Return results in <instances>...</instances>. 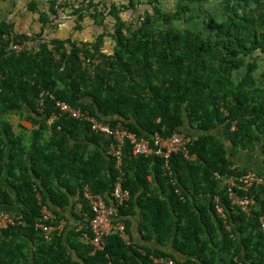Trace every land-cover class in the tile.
<instances>
[{
  "label": "trees",
  "instance_id": "16d2710c",
  "mask_svg": "<svg viewBox=\"0 0 264 264\" xmlns=\"http://www.w3.org/2000/svg\"><path fill=\"white\" fill-rule=\"evenodd\" d=\"M58 2L29 6L39 28L0 23V179L15 190L0 186V206L19 203L13 215L26 223L0 230V264H264V188L251 191L257 205L243 213L216 177L233 174L232 158L264 142V0H66L64 20L44 36ZM68 25L72 33L62 34ZM58 101L140 138L195 130L188 149L196 159L174 154L167 169L127 143L119 170L108 155L113 138L88 119L64 114L48 124ZM12 115L33 125L29 136L12 130ZM119 177L130 192L120 209L127 233L139 216L144 240L156 237L160 247L111 235L93 255L85 188L109 203ZM73 199L80 226L49 236L37 228L43 207L58 224Z\"/></svg>",
  "mask_w": 264,
  "mask_h": 264
},
{
  "label": "built area",
  "instance_id": "2783aa9c",
  "mask_svg": "<svg viewBox=\"0 0 264 264\" xmlns=\"http://www.w3.org/2000/svg\"><path fill=\"white\" fill-rule=\"evenodd\" d=\"M65 2L66 0H59V18L49 27L47 30L48 33L55 30V25L60 24L64 20V8L61 7ZM46 34L47 33H45L44 36ZM38 42H40V40H38ZM32 45H34L33 40L25 41L22 45H14L13 49L17 52H21L24 48ZM56 108H59L60 114H54L49 119L48 123L50 125L56 122L64 114H69L76 120L88 119V121L91 122V129L93 132L114 137L117 146H114L113 144L110 146L109 155L116 159V167L119 170L123 162V148L127 143L131 145L132 153L135 157L148 158L154 156L164 159L166 163H168V160L173 154L183 153L187 158L192 159V157L189 156L187 148L192 142V138L183 133L177 132L169 137H163L157 134L151 139L140 138L125 128L118 127L113 129L109 123L100 122L95 117L89 116L88 113H83L81 110L73 108L68 103L58 101ZM231 171L233 174L230 176L221 177L217 173L216 177L223 182V185L228 187V198L232 206L241 209L244 213H250L257 205L254 195H251V191L255 188H264V176L253 171H244L238 174L236 166L231 167ZM122 177L118 178L109 203H107L103 196L91 194L88 192V188H85L87 190L86 196L92 205L91 210L93 211L89 224V229L93 234V238L90 239L87 234H85V236L88 239V242L100 251L104 250V238L111 235H118L126 244H130L125 224L122 222L120 216V208L130 199V192L124 188V179ZM217 201L219 202L218 199ZM217 210L219 214H222L224 208L221 205H218ZM42 214L43 221L37 224V228L41 229L46 236H49L56 228L45 222L52 223L55 220V216L48 208H44ZM260 222L264 232V219L261 218ZM18 225H26L22 216H15L0 211V230ZM63 227L64 223H61L58 228L62 229ZM154 262L156 264H175L172 260H166L165 258H155Z\"/></svg>",
  "mask_w": 264,
  "mask_h": 264
},
{
  "label": "crops",
  "instance_id": "0c3cea01",
  "mask_svg": "<svg viewBox=\"0 0 264 264\" xmlns=\"http://www.w3.org/2000/svg\"><path fill=\"white\" fill-rule=\"evenodd\" d=\"M49 0H0V23L3 21H7L10 23H18L21 25L22 30L30 31L29 27L32 28H39L37 23V14L34 12H31L29 9V6L35 2L37 6L41 7L44 6V4ZM66 26L61 27L62 34H70L71 32V25H68V28L65 29ZM89 32V31H88ZM92 33V31L89 33V35ZM91 37V36H90ZM16 119H11V124L14 127L19 126V133L25 132L26 136H29L31 130L33 129V125L29 123L26 120H21L18 116H11ZM27 124V125H26ZM25 130V131H24ZM190 134L196 135V131L186 129ZM221 136L223 134L221 133ZM225 136L222 137L223 141L226 142L228 146V151L230 152L232 149V145L230 141H227ZM260 143V142H258ZM117 146L116 141H112L111 145ZM261 144V143H260ZM110 145V146H111ZM110 148V147H109ZM109 155V151H108ZM234 160V163L239 164L241 167L257 171L264 175V155L262 152V146H258L256 151H242L237 154L236 157L232 158ZM0 186L8 188V190L11 193H15L14 186L9 183V180L7 179V176H2L0 179ZM77 199L72 200V205L67 210L63 211L62 213L65 215V218H63V222L67 225L69 228L68 230L71 231L72 229H75L77 226H80L83 220V216L80 214V206H75L77 204ZM1 207V206H0ZM5 212L17 214L20 212V204L17 203L16 205H12L11 209H8L6 207H1ZM6 208V209H5ZM58 220V217H57ZM68 231V232H69ZM130 233H131V240L133 244H137L138 246H148V247H160L159 243L157 241V238L154 237L152 241H146L143 238V233L140 232V217H132L130 221ZM69 239V237H68ZM170 245L166 248V251L171 252L172 250L169 249ZM75 257H77V253H74Z\"/></svg>",
  "mask_w": 264,
  "mask_h": 264
},
{
  "label": "clouds",
  "instance_id": "9594fccd",
  "mask_svg": "<svg viewBox=\"0 0 264 264\" xmlns=\"http://www.w3.org/2000/svg\"><path fill=\"white\" fill-rule=\"evenodd\" d=\"M45 33H48L47 32V30H46V32ZM66 103V102H65ZM102 122H104V121H102ZM105 123H109V122H105ZM49 124V123H48ZM110 125H111V127L113 128V129H116V128H118V127H120V128H125L122 124H118V125H116V126H112V124L111 123H109ZM50 125V124H49ZM236 128V124H233V130ZM125 129H127V128H125ZM128 130V129H127ZM129 131V130H128ZM129 132H131V131H129ZM131 133H133V132H131ZM175 133H177V132H175ZM178 133H183L184 135H186V136H188V137H190V138H192V142L188 145V147L193 143V142H195L197 139H198V137L196 136V135H192V134H190L188 131H186L185 129H184V131L183 132H178ZM133 134H135V133H133ZM136 135V134H135ZM157 135V134H156ZM159 135V134H158ZM173 135V134H172ZM171 136V135H170ZM112 137V136H111ZM163 137H169V136H163ZM113 138V140L114 141H116L115 140V138L114 137H112ZM261 143V144H260ZM260 143H257L258 145H261L262 146V149H264V142H260ZM129 144V143H128ZM187 147V148H188ZM188 151H189V149H188ZM249 151V150H248ZM179 154V153H178ZM183 154V153H182ZM174 155V154H173ZM263 155H264V153H263ZM189 156L190 157H192V159H196V157L195 156H191L190 155V153H189ZM152 157H154V156H152ZM172 157V156H171ZM186 157V156H185ZM146 158V157H145ZM149 158V157H148ZM187 158V157H186ZM188 159H191V158H188ZM164 160V159H163ZM168 162H169V160H168ZM165 166H166V168L168 169L169 168V164L168 163H166L165 162ZM233 166H236L237 167V169H238V171H242V172H244V171H253V172H256V173H258L259 175H261V176H264L263 174H261V173H259V172H257V171H254V170H250V169H246V168H243V167H241L239 164H237V163H235V164H233L231 167H233ZM231 167H230V170H231ZM240 169H242V170H240ZM87 188V187H86ZM125 188V187H124ZM251 195H253V194H251ZM126 204V203H125ZM123 207V206H122ZM223 207V206H222ZM44 208H48V207H43L42 208V212H43V210H44ZM224 208V207H223ZM52 213H53V211L51 210V208H48ZM121 209V208H120ZM244 213V212H243ZM54 214V216H55V220L52 222V226H54L56 229H59L58 227H59V225L61 224V223H64L63 221H60L58 224H56V221H57V216H56V214L55 213H53ZM217 214L219 215V217H221L222 219H225L226 220V218H227V215H226V212H225V208H224V211H223V213L222 214H219L218 213V210H217ZM19 216H22V215H19ZM22 219H23V217H22ZM121 219H122V217H121ZM264 219V218H263ZM261 220V219H260ZM24 221V220H23ZM122 222H124V220L122 219ZM26 224V223H25ZM55 224V225H54ZM124 224H125V227H126V231H127V225H126V223L124 222ZM18 226H22V225H18ZM26 226V225H25ZM25 226H23V227H25ZM64 226H65V223H64ZM55 229V230H56ZM128 234V233H127ZM93 235V234H92ZM89 236V235H88ZM118 236V235H117ZM128 236H129V241H130V244H131V242H132V240H131V237H130V235L128 234ZM86 237V236H85ZM90 237V239L91 238H93V236H89ZM119 237V236H118ZM120 238V237H119ZM105 239V238H104ZM121 239V238H120ZM122 240V239H121ZM123 241V240H122ZM87 242H88V239H87ZM124 242V241H123ZM125 243V242H124ZM88 244L91 246V248H92V254L94 255L95 253H97V252H101L100 250H97L96 248H94L89 242H88ZM126 244V243H125ZM130 244H126V245H130ZM105 246V245H104ZM103 251V250H102ZM166 259V258H165ZM166 260H171V259H166ZM173 261V260H172ZM174 262V261H173ZM110 263H113V264H116V263H114V262H110ZM109 263V264H110ZM175 263V262H174ZM176 264V263H175Z\"/></svg>",
  "mask_w": 264,
  "mask_h": 264
},
{
  "label": "rangeland",
  "instance_id": "374dc122",
  "mask_svg": "<svg viewBox=\"0 0 264 264\" xmlns=\"http://www.w3.org/2000/svg\"><path fill=\"white\" fill-rule=\"evenodd\" d=\"M173 3H174V2H173ZM173 3H172V4H173ZM169 8H172V7L169 6ZM10 118H11V119H16V118H13V117H11V116H10ZM11 125H12V124H11ZM26 125H27V124H26ZM12 127H13L12 130H13L15 133L19 132V126H18V127H14V126L12 125Z\"/></svg>",
  "mask_w": 264,
  "mask_h": 264
}]
</instances>
